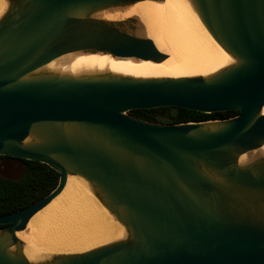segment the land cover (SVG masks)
<instances>
[{
  "label": "water",
  "instance_id": "95a60500",
  "mask_svg": "<svg viewBox=\"0 0 264 264\" xmlns=\"http://www.w3.org/2000/svg\"><path fill=\"white\" fill-rule=\"evenodd\" d=\"M0 156L59 174L56 188L0 217V264H264V0H185L232 63L204 76L73 72L66 57L160 64L141 2L2 0ZM175 107L225 120L162 124L128 115ZM87 191L123 236L73 253H24L17 237L64 189Z\"/></svg>",
  "mask_w": 264,
  "mask_h": 264
},
{
  "label": "bare ground",
  "instance_id": "6f19581e",
  "mask_svg": "<svg viewBox=\"0 0 264 264\" xmlns=\"http://www.w3.org/2000/svg\"><path fill=\"white\" fill-rule=\"evenodd\" d=\"M4 6L0 0V13ZM128 14L138 17L146 36L168 55L165 61L156 64L99 56L66 57L51 66L73 72L109 69L133 77L181 78L204 76L233 62L185 0L144 1L134 5ZM261 152L264 154V145ZM27 230L28 242L44 248L27 243L24 253L28 258H34L38 252H82L123 236L122 229L85 184L73 177L67 179L63 191L51 203L29 220Z\"/></svg>",
  "mask_w": 264,
  "mask_h": 264
},
{
  "label": "trees",
  "instance_id": "16d2710c",
  "mask_svg": "<svg viewBox=\"0 0 264 264\" xmlns=\"http://www.w3.org/2000/svg\"><path fill=\"white\" fill-rule=\"evenodd\" d=\"M128 115L162 124L198 123L225 120L238 112L202 114L175 107L139 109ZM59 174L45 164L0 156V217L21 211L48 196L58 185Z\"/></svg>",
  "mask_w": 264,
  "mask_h": 264
},
{
  "label": "rangeland",
  "instance_id": "374dc122",
  "mask_svg": "<svg viewBox=\"0 0 264 264\" xmlns=\"http://www.w3.org/2000/svg\"><path fill=\"white\" fill-rule=\"evenodd\" d=\"M172 65H174V64H172ZM18 235H20V240L25 244V245H27V243L28 244H30V245H32V246H34L32 243H30V242H28V238H27V235H28V230H27V226H26V228L23 230V231H21L20 233H18ZM27 238V239H26ZM23 239H26L27 241H25V240H23ZM34 247H37V246H34ZM37 248H39V249H44V248H41V247H37Z\"/></svg>",
  "mask_w": 264,
  "mask_h": 264
}]
</instances>
